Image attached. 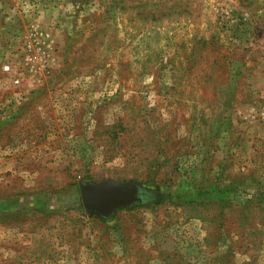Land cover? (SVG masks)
Here are the masks:
<instances>
[{
    "label": "rangeland",
    "instance_id": "obj_1",
    "mask_svg": "<svg viewBox=\"0 0 264 264\" xmlns=\"http://www.w3.org/2000/svg\"><path fill=\"white\" fill-rule=\"evenodd\" d=\"M0 264H264V0H0Z\"/></svg>",
    "mask_w": 264,
    "mask_h": 264
},
{
    "label": "water",
    "instance_id": "obj_2",
    "mask_svg": "<svg viewBox=\"0 0 264 264\" xmlns=\"http://www.w3.org/2000/svg\"><path fill=\"white\" fill-rule=\"evenodd\" d=\"M79 194L85 212L101 219L112 217L116 210L129 209L143 202V193L137 184L112 180L80 183Z\"/></svg>",
    "mask_w": 264,
    "mask_h": 264
},
{
    "label": "trees",
    "instance_id": "obj_3",
    "mask_svg": "<svg viewBox=\"0 0 264 264\" xmlns=\"http://www.w3.org/2000/svg\"><path fill=\"white\" fill-rule=\"evenodd\" d=\"M79 184L80 183L76 184L75 192L73 193L72 196H70V198H68L70 200V202H69V204H67V206L71 207V209L73 211H76V212L82 211V213H84L85 210L83 209V205L81 203V198H80V194H79ZM141 191L143 193L142 204H147V203H150L154 200V198H155L154 192H151L145 188H142ZM62 199H64V197L62 198L60 196H57V198L55 200L51 199L50 197H44V202L42 203V206L43 205L47 206L49 201L51 202V201H57L58 200L60 203H63Z\"/></svg>",
    "mask_w": 264,
    "mask_h": 264
},
{
    "label": "built area",
    "instance_id": "obj_4",
    "mask_svg": "<svg viewBox=\"0 0 264 264\" xmlns=\"http://www.w3.org/2000/svg\"><path fill=\"white\" fill-rule=\"evenodd\" d=\"M6 68V67H5Z\"/></svg>",
    "mask_w": 264,
    "mask_h": 264
}]
</instances>
